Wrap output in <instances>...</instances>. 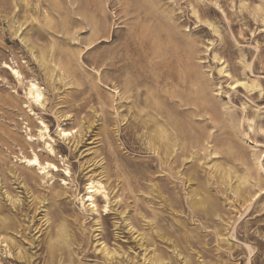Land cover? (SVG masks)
I'll list each match as a JSON object with an SVG mask.
<instances>
[{
    "label": "rangeland",
    "instance_id": "1",
    "mask_svg": "<svg viewBox=\"0 0 264 264\" xmlns=\"http://www.w3.org/2000/svg\"><path fill=\"white\" fill-rule=\"evenodd\" d=\"M0 262L264 264V0H0Z\"/></svg>",
    "mask_w": 264,
    "mask_h": 264
},
{
    "label": "bare ground",
    "instance_id": "2",
    "mask_svg": "<svg viewBox=\"0 0 264 264\" xmlns=\"http://www.w3.org/2000/svg\"><path fill=\"white\" fill-rule=\"evenodd\" d=\"M8 67L10 68L12 73L18 78V80H20L21 74L19 73V71L12 66H8ZM25 93H26V97L29 100V102H38L39 103L40 99L42 98V90H41L38 82L35 79H29L28 80ZM41 124H42V127L39 128L37 138L43 139V137L45 135L50 137L47 125L44 124L43 122ZM59 133L62 135H67L68 131L60 128ZM29 139H32V136H29ZM50 139H51V137H50ZM45 148L50 153H54V149H53L51 143L45 142ZM23 159L27 164L37 166L38 169H40V171H42V173L45 177H49L52 174L51 173L52 169L57 170V166L53 163V161L51 159L46 160V161H42L40 159V157L38 156V154L34 151H32L30 156L23 155ZM87 188L89 189V191L87 193L86 200H90V204L94 205V197H95V195H97L98 193H101L103 191V187H102L101 183H99V182H90V184ZM83 201L84 200L81 197L80 202L83 203ZM0 264H1V262H0Z\"/></svg>",
    "mask_w": 264,
    "mask_h": 264
}]
</instances>
